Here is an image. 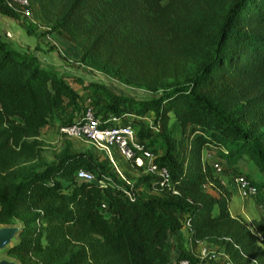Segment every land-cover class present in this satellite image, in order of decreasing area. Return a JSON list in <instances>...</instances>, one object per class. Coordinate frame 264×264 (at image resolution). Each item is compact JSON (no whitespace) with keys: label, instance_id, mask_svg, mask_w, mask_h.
Segmentation results:
<instances>
[{"label":"trees","instance_id":"trees-1","mask_svg":"<svg viewBox=\"0 0 264 264\" xmlns=\"http://www.w3.org/2000/svg\"><path fill=\"white\" fill-rule=\"evenodd\" d=\"M31 2L47 35L81 50V65L152 95L67 75L0 28V224L24 223L8 254L22 264H174L190 257L187 237L230 264H264V215L234 216L233 191L221 179L253 161L261 173L252 182L264 186V0ZM0 13L25 19L4 0ZM35 28L30 21L28 33ZM87 98L102 118L128 113L140 142L154 137L146 148L159 153L170 183L148 175L131 199L109 159L94 151L75 152L69 142L47 160L42 129L56 119L73 123ZM148 111L158 131L145 126ZM207 152L223 162V174ZM80 168L116 183L79 180Z\"/></svg>","mask_w":264,"mask_h":264},{"label":"built area","instance_id":"built-area-1","mask_svg":"<svg viewBox=\"0 0 264 264\" xmlns=\"http://www.w3.org/2000/svg\"><path fill=\"white\" fill-rule=\"evenodd\" d=\"M4 3L25 19L32 23H38L31 0H4ZM88 101H91V99L87 98L86 108L73 123L60 126V132L68 138H85L94 145L98 152L105 151L114 173L119 180L125 182L122 188L131 199L136 198L137 190L134 182L124 176L114 150H117L121 157L131 161L134 165H146V170L149 173L156 174L162 184L170 183L171 174L168 168L158 165L155 162L156 156L154 152L147 149L145 143L138 140L136 126L126 118L121 120L119 115L109 114L106 118L96 115L95 109L89 105ZM205 157L210 160L217 174H223L224 166L221 161L216 160L210 152H207ZM76 176L79 180L96 182L100 186H105L107 183H116L111 176L107 175L104 178H98L95 172L86 168H80ZM231 180L244 197L264 195V186L260 187L254 184L245 175H233ZM102 206L103 208L106 207L105 204ZM185 228L189 229V222H186ZM198 257L199 261H195L191 255L190 257H179L176 258L174 264H202L205 259L216 261L221 257L223 262L230 264L227 255L208 244L201 248Z\"/></svg>","mask_w":264,"mask_h":264},{"label":"rangeland","instance_id":"rangeland-1","mask_svg":"<svg viewBox=\"0 0 264 264\" xmlns=\"http://www.w3.org/2000/svg\"><path fill=\"white\" fill-rule=\"evenodd\" d=\"M38 23H32L35 28V32L33 34L28 33V28H30V21L27 19L19 18H10L0 13V28H2L7 35L14 41H16L21 47L28 49L29 51H33L36 53V47H41L43 53L39 56L41 58H51L58 62L59 69L62 72L66 73L67 75L78 74L83 75L87 78H94L96 80L104 82L106 85L123 94L137 96V97H148L152 95V92L146 90L145 88L128 85L123 83L117 78L109 76L106 73L101 71H97L93 68H90L85 65H81L78 61L80 57L81 50L73 45L68 43L64 36L58 33H52L47 35L45 31L47 30V23L45 19L41 16H37ZM31 38L28 37V35ZM28 37V38H27ZM37 43V45H35ZM44 46V47H43ZM49 58V59H50ZM45 61V60H43ZM47 62V61H46ZM73 86L80 92L85 93V89L82 85H79L75 82L72 83ZM89 97L94 102V98L96 94L89 93ZM94 109H96L97 105L95 106L91 101H88ZM121 120L123 118L128 119L130 122H135L131 118L128 117V113L124 112L119 114ZM173 122V120H172ZM61 122L60 119H56L54 122L50 123L49 125L45 126L42 129L40 138L44 143V154L47 160L53 161L57 153H59L63 148H65L66 144L71 142L72 143V150L77 151H94L96 154L102 158V160H108L105 151H97L94 145L87 139L78 137V138H68L64 134L60 132ZM145 126L148 128H152L154 130H159V125L155 122V117L152 111H148L145 117ZM154 139L151 138L145 142V144L150 143ZM115 151V156L119 160V165L124 173V176L132 181L136 182L137 180L144 178L148 175L154 177L157 176L156 174L149 173L146 170V165L137 166L132 164L131 161L123 158L120 156L117 150ZM155 156L157 157L159 153L154 152ZM156 162V160H155ZM160 165L158 162H156ZM223 163V162H222ZM237 169L239 170L242 175L247 176L251 181L256 182V179L260 176V171L256 168V164L253 161H244L237 165ZM257 183V182H256ZM150 193V191H146ZM21 221V220H18ZM17 221V222H18ZM191 257L195 261H199L198 255H191ZM223 262V258L221 257L219 260L213 261L209 259L203 260L202 264H219Z\"/></svg>","mask_w":264,"mask_h":264},{"label":"crops","instance_id":"crops-1","mask_svg":"<svg viewBox=\"0 0 264 264\" xmlns=\"http://www.w3.org/2000/svg\"><path fill=\"white\" fill-rule=\"evenodd\" d=\"M28 37L31 38L30 35H28ZM35 45H37V43ZM41 47H39V49H37V47L35 48L37 50L36 53H38L39 55L41 53H43L41 51V49H44V48H41ZM31 52H33V51L31 50ZM49 58H50V56H49ZM49 58H47V59L41 58V59H43V60L47 61L49 64L59 68V65H61V64H57L58 62H56L52 56L50 59ZM221 179H222V182L230 190L233 191V197H232V201L230 204V211L234 216H241V217L245 218L248 222H251L252 220L259 219L262 215H264V195H259L257 197H244L239 192L238 187L232 182L230 175H223L221 177ZM210 190L213 193H216V191L213 190L212 188H210ZM183 232L186 233L187 229L186 228L183 229ZM204 245H207V243L195 242V241H193L187 237L184 240V246H185V249L189 255H198L200 253L201 248Z\"/></svg>","mask_w":264,"mask_h":264},{"label":"water","instance_id":"water-1","mask_svg":"<svg viewBox=\"0 0 264 264\" xmlns=\"http://www.w3.org/2000/svg\"><path fill=\"white\" fill-rule=\"evenodd\" d=\"M24 230V223L0 224V264H22L21 261L8 254L10 248L20 242V236Z\"/></svg>","mask_w":264,"mask_h":264}]
</instances>
